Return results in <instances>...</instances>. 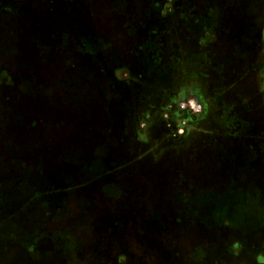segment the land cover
<instances>
[{"label": "rangeland", "instance_id": "1", "mask_svg": "<svg viewBox=\"0 0 264 264\" xmlns=\"http://www.w3.org/2000/svg\"><path fill=\"white\" fill-rule=\"evenodd\" d=\"M0 264H264V0H0Z\"/></svg>", "mask_w": 264, "mask_h": 264}, {"label": "trees", "instance_id": "2", "mask_svg": "<svg viewBox=\"0 0 264 264\" xmlns=\"http://www.w3.org/2000/svg\"><path fill=\"white\" fill-rule=\"evenodd\" d=\"M227 34V33H226ZM229 34V33H228ZM230 36H232L231 34H229ZM226 36H228V35H226ZM229 37V36H228ZM233 37H234V35H233ZM236 38V37H235ZM225 40L226 41H228L229 43L230 42H232V40L230 39V41H229V38H225ZM228 44V43H227ZM240 49H241V45L240 44H235V43H233L232 42V48H231V53L233 52V50H234V52H239L240 51ZM234 52H233V54H234ZM233 55L231 54L230 55V57H232ZM231 59V63H232V65L235 67H237L238 65H236L234 62H236V63H239V62H241V55L239 56V53H238V55H237V58H236V61L233 59V58H230ZM117 92V91H116ZM114 93V94H119L123 99H127V97H126V95L124 94V96H125V98H124V96H123V93L125 92V91H123V93L122 94H120V93ZM124 104H125V102H124ZM119 111V110H118Z\"/></svg>", "mask_w": 264, "mask_h": 264}, {"label": "clouds", "instance_id": "3", "mask_svg": "<svg viewBox=\"0 0 264 264\" xmlns=\"http://www.w3.org/2000/svg\"><path fill=\"white\" fill-rule=\"evenodd\" d=\"M143 126V125H142Z\"/></svg>", "mask_w": 264, "mask_h": 264}]
</instances>
